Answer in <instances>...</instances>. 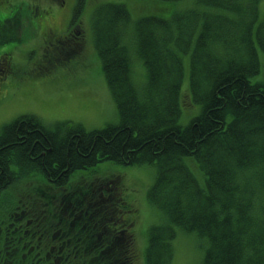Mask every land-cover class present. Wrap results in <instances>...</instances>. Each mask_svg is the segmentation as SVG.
<instances>
[{"label": "trees", "instance_id": "1", "mask_svg": "<svg viewBox=\"0 0 264 264\" xmlns=\"http://www.w3.org/2000/svg\"><path fill=\"white\" fill-rule=\"evenodd\" d=\"M89 1L79 0L76 10ZM100 1L108 3L94 4L93 41L119 121L94 131L68 123L48 129L26 115L2 127L0 264H14L10 244L26 243L34 245L32 264H135L127 233L112 234L106 208L81 183L87 175L71 179L80 171L97 173L104 161L155 168L149 200L165 221L147 233L145 264H172L178 232L198 237L201 264H264V86L251 83L260 71L258 50L264 55L261 0H196L187 10H175L184 0H139L159 5L135 19L118 0ZM20 7L0 6V32ZM126 26L132 55L146 73L141 87L122 42ZM59 51H50L57 54L47 64H62L73 53ZM186 55L188 90L201 113L181 127ZM23 184L39 200L51 186L68 215L48 205L46 216L39 213L27 226L26 213L4 203L7 190Z\"/></svg>", "mask_w": 264, "mask_h": 264}, {"label": "rangeland", "instance_id": "2", "mask_svg": "<svg viewBox=\"0 0 264 264\" xmlns=\"http://www.w3.org/2000/svg\"><path fill=\"white\" fill-rule=\"evenodd\" d=\"M11 1L8 0V3L18 4L25 14L19 10L14 14V19L8 21V25L6 26V23L3 31L0 32V79L3 76L2 82H0V137L3 132L2 127L26 115L36 117L39 123L45 127L52 126L47 127L48 129L68 123L71 126L81 125L87 131H94L117 124L119 121L117 106L101 70L93 42L90 19H85L83 29L81 28L82 45L66 41V45L73 52L71 57L63 61L62 64H47L45 58L49 56L50 48L53 51L55 46L51 39L54 36L50 35L49 31L53 30L57 33L66 28V19L73 0H65V4H62L65 8L59 7L61 0L58 2L55 0L57 8L51 14H47L44 19L37 10L32 11L30 5L26 4L28 12L25 11L21 4H24L23 1L26 0ZM118 1L116 4L124 5L133 19L140 15H148L152 10L151 7L155 8V5L158 4L154 1ZM195 1L184 0L175 5L177 7L175 10L190 9ZM4 2L6 0H0L1 4ZM89 2L91 4L88 6L85 4L82 10H78L79 13L88 11L87 14H89V11H93L94 4H97L96 8H98L108 3L100 0H90ZM260 13L264 19V0L260 2ZM35 14L39 24L43 25L45 21L44 28H40L41 26L37 28L30 24L33 21L31 17ZM73 16L78 23H82L81 17L75 14ZM76 25L78 26V24ZM125 32L126 35L122 42L128 48L133 82L137 87H141L145 83L146 73L141 61L136 55H132L134 45L130 38L129 26L125 27L123 34ZM30 37L34 39H26ZM17 42L22 43L21 46ZM37 45L39 46L35 53H32V49ZM3 54L5 56L2 57ZM37 55H41L44 62L33 69ZM131 56L133 57L131 58ZM53 57L55 55L51 58ZM258 58L260 71L251 80V83H259L264 86V55L259 50ZM229 60L232 64L234 63L233 59ZM58 61L54 60L53 62ZM183 64L179 125L186 127L193 118L200 115L201 107L192 101L188 90V55L183 57ZM47 65L48 67H46ZM43 67L44 71H42ZM139 103L140 100L136 103L137 106ZM148 104L150 105L149 100ZM187 167L200 183L198 171L193 166L187 165ZM95 169L99 171L97 173L93 172L95 170L76 172L71 179L74 181L77 176L87 175L81 180V183L84 186H90L95 202H99V206L106 208L107 221L105 223L111 226L112 234L121 231L122 233L119 235H124L126 232L135 254V264H145L144 252L148 245L147 233L152 226H159L165 221L161 211L149 200V192L156 179L155 168L149 165L124 166L104 161ZM51 188L50 186L49 189ZM22 190L34 199L36 210L40 215L46 216L48 205H51L53 213L62 214L65 217L67 209L64 208L62 200L53 195L56 192L43 196L40 199L43 201H40L37 200L34 192H31L34 191L33 188L26 184L10 193L12 196L10 201L19 197ZM115 228L118 231H115ZM172 241H170L173 249L172 264H201L204 247L198 237L178 232Z\"/></svg>", "mask_w": 264, "mask_h": 264}, {"label": "flooded vegetation", "instance_id": "3", "mask_svg": "<svg viewBox=\"0 0 264 264\" xmlns=\"http://www.w3.org/2000/svg\"><path fill=\"white\" fill-rule=\"evenodd\" d=\"M34 23L38 24V20H36Z\"/></svg>", "mask_w": 264, "mask_h": 264}]
</instances>
